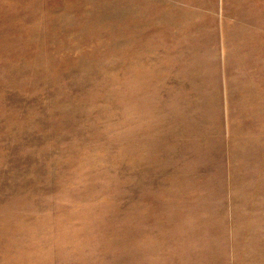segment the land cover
<instances>
[{
    "label": "rangeland",
    "instance_id": "rangeland-1",
    "mask_svg": "<svg viewBox=\"0 0 264 264\" xmlns=\"http://www.w3.org/2000/svg\"><path fill=\"white\" fill-rule=\"evenodd\" d=\"M0 264H264V0H0Z\"/></svg>",
    "mask_w": 264,
    "mask_h": 264
}]
</instances>
